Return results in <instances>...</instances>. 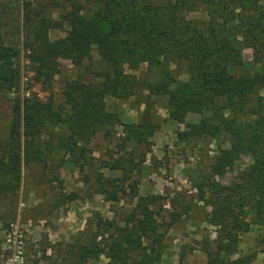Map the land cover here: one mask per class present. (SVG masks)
Listing matches in <instances>:
<instances>
[{
    "label": "trees",
    "instance_id": "trees-1",
    "mask_svg": "<svg viewBox=\"0 0 264 264\" xmlns=\"http://www.w3.org/2000/svg\"><path fill=\"white\" fill-rule=\"evenodd\" d=\"M60 2L64 5L58 17L50 11L56 0L0 3V93H16L9 140L0 150V193L18 186L22 164L44 163L45 153L52 146L72 155L82 169L88 162L86 151L91 138L97 132L110 138L119 121L115 112L105 108V98L126 97L140 85L151 93L167 96L172 119L181 121L188 113L200 116L198 124L185 134L228 135L229 146L219 150L210 165L213 176L223 175L242 153L254 156L232 185L213 181L214 218L227 232V242H232L230 228L238 221L235 206L245 201L264 229V118L258 111L250 121L235 118L246 111L255 88L264 87V73H232L231 68L241 61L226 27L230 16L238 15L244 26V41L260 51L264 44V5L257 0H94L95 9L87 12L79 0ZM194 4H203L206 9L205 28L185 18L183 10ZM236 9L238 13L234 14ZM64 25L68 27L63 38H49L51 29ZM7 27L10 33L4 29ZM93 48L104 66L98 71L101 84L66 81L63 96L69 111L57 107L52 94L44 101L17 94L20 70L16 60L21 52L35 79L49 88L59 71L60 57H88ZM141 63L148 66L147 78L126 72ZM181 63L187 75L183 82L178 80L182 73L176 71ZM218 104L229 108L233 117L226 118ZM48 126L64 129L54 133L56 139L52 136L42 142V132ZM52 139L56 145H52ZM105 164L113 167V163ZM64 197L72 200L77 193L69 192ZM154 199L139 196L123 225L113 219L103 220L98 224L103 231H96L86 243L68 246L65 264H85L100 254L116 264H155L163 232ZM206 254L210 261L218 260L210 251Z\"/></svg>",
    "mask_w": 264,
    "mask_h": 264
},
{
    "label": "rangeland",
    "instance_id": "rangeland-1",
    "mask_svg": "<svg viewBox=\"0 0 264 264\" xmlns=\"http://www.w3.org/2000/svg\"><path fill=\"white\" fill-rule=\"evenodd\" d=\"M0 1L11 5L15 2ZM56 1L50 10L53 17L59 16L64 5ZM257 1L264 5V0ZM79 2L87 12L95 9L94 0ZM183 13L185 18L199 22L201 28L207 26L203 4H194ZM230 17L226 27L241 61L231 68L232 73H264V44L260 51L248 45L239 16ZM67 27L51 29L49 38H63ZM4 29L10 33L11 29ZM12 31L17 35L15 29ZM16 65L20 70V97L44 101L52 94L55 105L65 111H69L63 96L65 82L75 80L99 86L102 78L98 71L104 68L94 48L88 57L62 56L59 71L48 88L35 79L22 52ZM184 69L183 63L176 69L182 73L180 82L187 79ZM126 72L139 79L150 74L145 63L127 68ZM15 95L12 91L0 93V150L9 140ZM217 106L226 118L233 117L229 108ZM105 108L115 112L119 121L110 138L98 132L91 138L86 151L88 162L82 169L72 155L52 146L45 153L44 163L22 164L18 186L0 193V264H65L69 245L86 243L96 231H103L104 227L98 228V224L105 219L123 225L139 196H155L153 207L162 223L160 255L155 264H264V229L254 220L251 205L241 201L235 206L238 226L230 228L232 242H227V232L214 218L213 181L224 186L238 181L240 172L253 162L250 152L240 154L223 175L213 176L210 165L219 150L229 146V137L226 133L185 134L198 124V114L188 113L181 121L172 119L167 96L151 93L140 85L126 97L107 96ZM246 111L235 118L250 121L257 117L253 114L257 111L264 118L263 86L250 94ZM63 129L48 126L41 141L52 136L56 139L54 133ZM51 142L56 145V140ZM105 163H113V167ZM107 178L111 179L109 183ZM69 192L77 193V197L68 200L64 195ZM206 251L218 260L210 261ZM85 264L116 263L100 254Z\"/></svg>",
    "mask_w": 264,
    "mask_h": 264
}]
</instances>
